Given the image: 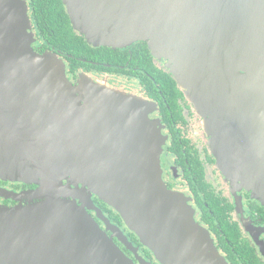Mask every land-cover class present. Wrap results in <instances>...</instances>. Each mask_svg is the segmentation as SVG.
<instances>
[{
  "label": "water",
  "instance_id": "1",
  "mask_svg": "<svg viewBox=\"0 0 264 264\" xmlns=\"http://www.w3.org/2000/svg\"><path fill=\"white\" fill-rule=\"evenodd\" d=\"M61 3L94 48L146 44L199 117L220 175L263 192L264 0ZM34 42L25 1L0 0V180L35 186L0 189L28 201L0 206V264H133L113 238L136 255L131 244L92 196L158 264H227L162 181L164 137L146 116L155 104L84 77L73 87L63 61L34 52Z\"/></svg>",
  "mask_w": 264,
  "mask_h": 264
},
{
  "label": "flooded vegetation",
  "instance_id": "2",
  "mask_svg": "<svg viewBox=\"0 0 264 264\" xmlns=\"http://www.w3.org/2000/svg\"><path fill=\"white\" fill-rule=\"evenodd\" d=\"M24 1L35 39L33 51L38 54L52 53L61 59L65 77L73 87H78L80 79L84 77L91 85L139 99L145 104H155L153 113L146 115L148 111L145 109L142 113H145L149 121L157 122L161 136L164 137L159 160L165 187L185 198L195 222L208 232L213 246L227 264H264V183L261 186L263 192L254 194L251 185L241 184L240 181L231 183L220 175L216 161L208 150L207 139L204 135L202 138L197 130L198 118L184 92L175 85L179 96L167 99L164 83L168 82L169 73L162 62L150 55L146 44L135 43L122 50L100 47L94 51L90 48L93 51L89 53L94 52V55L97 51L99 58L92 56L87 60L81 59L85 66L75 65L73 68L67 59L75 58L40 39L32 23L31 3L29 0ZM104 54L110 56L104 59ZM81 104L84 105V98ZM0 189L20 193L34 190L35 186L0 180ZM91 198L104 217L122 231L136 255L143 261L142 264H157L153 255L141 246L137 238L132 233H126L123 222L113 220L101 207L103 203L95 196ZM27 203V200L13 201L0 197L1 207L13 208ZM87 213L102 230L105 229L104 224L95 218L94 212ZM107 235L113 236L109 231ZM113 241L133 264H141L136 255L116 238Z\"/></svg>",
  "mask_w": 264,
  "mask_h": 264
},
{
  "label": "trees",
  "instance_id": "3",
  "mask_svg": "<svg viewBox=\"0 0 264 264\" xmlns=\"http://www.w3.org/2000/svg\"><path fill=\"white\" fill-rule=\"evenodd\" d=\"M29 1L31 3L32 9L30 14L32 23L41 36L40 39H42L44 43H48L50 46H53L55 49H59L62 52L68 53L70 56L75 58L67 59L73 68L75 65H79L81 67L85 66V64L82 62L84 60L81 59L87 60L92 56H94V58H99V53L97 51L94 55H92L94 52H92V54L89 53V51H93L90 50V48H93L94 51L96 48L88 45L82 36L73 31L61 0ZM109 56L110 54H104V59L108 58ZM168 78V82L164 83V94L169 100L177 98L179 96V91L175 87L176 84L170 74L168 75ZM168 104L171 105L170 103ZM198 175L200 176V174ZM101 207L106 213L110 215L111 218H113V220L116 222L121 221L119 216L111 209L107 208V206L101 204Z\"/></svg>",
  "mask_w": 264,
  "mask_h": 264
},
{
  "label": "rangeland",
  "instance_id": "4",
  "mask_svg": "<svg viewBox=\"0 0 264 264\" xmlns=\"http://www.w3.org/2000/svg\"><path fill=\"white\" fill-rule=\"evenodd\" d=\"M195 114V113H194ZM196 115V114H195ZM197 116V115H196ZM197 118H198V127H199V129H197L198 130V132L201 134V137L203 138V135H204V137L207 139V137H206V135H205V133L203 132V130H202V124H201V121H200V119H199V117L197 116ZM190 135H192V134H190ZM192 136H195L194 134L192 135ZM207 141H208V139H207ZM207 146H208V144H207ZM91 200H92V198H91ZM125 227V226H124ZM126 229V228H125ZM124 229V230H125ZM127 230V229H126ZM125 230V231H126ZM121 231V230H120ZM122 232V231H121ZM127 232H129L128 230L126 231V233ZM130 233V232H129ZM131 234V233H130ZM138 240V239H137ZM139 241V240H138ZM212 241V240H211ZM139 243H140V241H139ZM141 244V243H140ZM142 246V245H141ZM143 247V246H142ZM219 254V253H218ZM155 260V259H154ZM157 263V262H156ZM146 264V263H145ZM148 264V263H147ZM158 264V263H157Z\"/></svg>",
  "mask_w": 264,
  "mask_h": 264
}]
</instances>
